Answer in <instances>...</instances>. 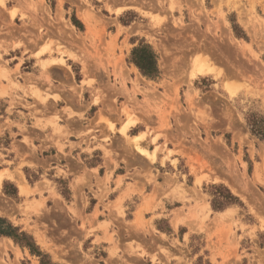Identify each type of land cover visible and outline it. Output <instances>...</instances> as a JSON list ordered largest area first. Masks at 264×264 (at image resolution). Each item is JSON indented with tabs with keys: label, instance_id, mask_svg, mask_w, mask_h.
I'll return each mask as SVG.
<instances>
[{
	"label": "rangeland",
	"instance_id": "374dc122",
	"mask_svg": "<svg viewBox=\"0 0 264 264\" xmlns=\"http://www.w3.org/2000/svg\"><path fill=\"white\" fill-rule=\"evenodd\" d=\"M10 1L0 0V98L9 97L15 114L28 109L41 130L51 127V142L72 161L79 144L65 155L59 139L81 128L90 154L74 151L88 177L74 193L68 178L36 161L55 151L34 143L28 124L0 118V227L42 254L0 235V264H264V0H23L24 10ZM85 11L94 15L89 26ZM52 31L66 42H43ZM140 45L156 55L155 79L130 61ZM205 59L221 75L193 78ZM35 62L50 85L53 66L65 69L60 80L72 78L73 98L91 106L78 122L61 126L53 106L42 124L51 97L24 83ZM102 124L112 137L96 136ZM88 136L103 144L91 147ZM113 155L125 175H114ZM104 159L107 172L92 185L97 172L89 169Z\"/></svg>",
	"mask_w": 264,
	"mask_h": 264
},
{
	"label": "crops",
	"instance_id": "0c3cea01",
	"mask_svg": "<svg viewBox=\"0 0 264 264\" xmlns=\"http://www.w3.org/2000/svg\"><path fill=\"white\" fill-rule=\"evenodd\" d=\"M10 2H13L12 6L17 5L18 9L21 8L22 10H24V7L27 5L25 3V1H23V0H19V1H17V0L13 1L12 0ZM41 4H43L42 1H41ZM27 11H28V9H27ZM82 14L85 15L86 11L83 12ZM16 19L21 20V13H18V15L16 16ZM82 20H84L83 17H82ZM24 23L33 24V21L25 20ZM85 24H86V22H85ZM87 26H89V25L87 24ZM46 34H47V36L44 37L43 42H46V40H48L49 37H50L49 39L53 38V39H55L57 41L59 39L62 40V45H63V43L66 42L64 40V38L59 36L58 33H56L55 31H52V33H46ZM12 37L13 38H18V39L21 38L20 35H18V34H13ZM1 38L2 37L0 36V39ZM9 38L10 37L8 36L7 39H9ZM26 44H27V46L30 49L34 47V45L31 44L30 41H27ZM67 45H69V44H67ZM17 49L21 50L23 48L19 47ZM17 49H15V50L13 49L12 51L16 52ZM12 51L10 50L8 52V54L11 55V57H12L11 59H14L15 57H13ZM36 52L37 51H34V53H36ZM67 52H70V55H74V56L80 57V55L77 54L76 52L75 53L73 51H67ZM46 56H47V54L44 55L43 57H46ZM46 59L47 58H44V60H46ZM53 59H55V58H53ZM71 59H73V58H71ZM26 60L32 61L30 59L25 58L24 62ZM60 60H63V59H59L60 64H63V61L65 60V58H64L63 61H60ZM75 60H77V59H75ZM65 62H66V60H65ZM51 70L54 72V77L56 78V80L53 81L52 85H50L45 80L44 75L46 77V74L43 73L44 72L43 70H41L40 68L36 67V62H35L34 67H33V71L31 73L33 75V77L24 79L25 80L24 83L28 87L27 91L30 92L31 91V87L34 86L33 83H37L39 86H41L42 91L44 93L48 94L51 97L50 102L52 103V108H46L44 106H41L42 107L41 108V111H42V117L41 118L44 119L42 124H45L48 119L53 117V112H54L53 106H54L56 111L61 112V115L64 116V119H63V121L61 122L60 125L61 126H68L70 124L73 125L75 122L79 121V118H80L79 114L84 115V113H86V111L91 106L85 107L84 104L80 100H78L77 98H73L72 93H71V86L73 84L72 78L70 79L68 84H67L66 81L60 80V78H62V79L65 78V74H64V70L65 69H63L62 67L53 66V67H51ZM60 71H63V72L60 73ZM40 78L41 79L43 78V80L42 81L38 80ZM19 82L22 84L23 80L22 81L19 80ZM84 90H87V89L85 88ZM54 95H60L62 98H60L59 100L56 101V100H54L52 98ZM30 98L33 99V103L34 102L37 103L36 99H34L33 97H30ZM2 102L5 103V104L3 105V109H0V118H3L4 122L6 121V119H9L14 124H19V125H23L25 123L28 124V126L30 128V131H31V134L36 136L34 143H36V141H41L42 143L44 142V144H43V150L44 151H49L51 149H53L55 151V152H51L50 155L43 156L42 158L40 157V154H38L36 161L40 162V164H41V166L43 168L45 167L46 169L53 170L54 175L62 176L63 178H68L70 185L74 189V193H75V190H78V189H80V190L83 189L85 191L87 189V185H84L83 182L85 180H88L87 179L88 178L87 177V173H86V170L84 169V167L79 164L78 157H76L74 155V151L80 157H82L83 155L90 154V153H88V151H84L85 150V146H84L83 142L85 141L86 137H84V136H80L79 137L78 136V134L82 131V129L81 128L80 129L75 128L76 131L71 130L72 133H70L68 141L65 138L59 139L60 143H64L66 145V149L64 151L65 155L71 153L70 152V147L68 145L69 143L79 144V146L75 147V150L72 152V156L75 159V161H72L69 158L64 157L63 155H61V152L59 151V149H57L55 143L51 142L52 139H54L55 141L58 140V138L54 137V134H53V131H52L51 127H47L44 130H41V128L39 126L37 127L36 126L37 121L35 119H33L32 115H29V110L28 109H27V111L20 110V112L23 113V116L13 113V111L16 112V110H12L11 111L9 97L8 98L7 97H1L0 98V104H2ZM38 106H40V103H38ZM97 108L98 109H104L105 107H104V105L102 103V104H97ZM67 109L71 110L70 114H69V111ZM10 114H13V116H11ZM35 118L40 119V117H35ZM96 122H98V120H96ZM126 128L127 127H123V131H125ZM39 130L42 131V132H40ZM96 132H97L96 136H101L102 134H105V135H110L112 137V133L109 131L108 126H105L104 124H102L100 126V129L97 128ZM17 134L19 135V137H21L18 140L20 142L21 148L22 149H26L27 147L23 144L25 134L22 131L18 132ZM38 136H40V137H38ZM138 136H140V135L133 136V140L136 139ZM92 137L93 136H88L87 137L89 139V141L92 142L91 147L99 148L97 145H100V144H103V143H100L99 141L95 142L93 139H91ZM150 154H152V153H150ZM57 157H60L59 160L57 159ZM104 158H105V155H104ZM81 159L82 158H80V161H81ZM112 159H113V161H116L118 163V167H115L114 164H111L112 165L111 168L114 169L113 170L114 171V175L116 177L125 175V172L118 173V168L122 169V170L124 169L122 158H120V157L118 158L116 155H113ZM146 162L147 161L142 162V164L145 167H148V164ZM83 165H84V163H83ZM100 169H103L104 172L105 171L107 172V167L105 165V159H104V165H102V166H92L89 169V171L95 170L97 172V175H95V173L94 174L92 173L89 176V180H90V183L92 185H95V183L97 181V176L102 178L103 175L101 174ZM114 179H116V178L114 177ZM16 180L18 181V186L22 182L24 184V186L27 189H29L27 184L24 182L23 178L17 177ZM19 191H20V189H19Z\"/></svg>",
	"mask_w": 264,
	"mask_h": 264
},
{
	"label": "trees",
	"instance_id": "16d2710c",
	"mask_svg": "<svg viewBox=\"0 0 264 264\" xmlns=\"http://www.w3.org/2000/svg\"><path fill=\"white\" fill-rule=\"evenodd\" d=\"M130 61L136 65V67L140 70V72L148 78L155 79L158 77V67H157V59L156 55L153 52V50L147 46V45H140L133 49L131 54ZM229 204L227 202L223 203V205ZM6 221L3 219H0V224H5ZM0 235L12 237L17 243L30 247L32 253H37L39 256H42L41 253L35 251L33 247L27 243L22 241V237L13 231L12 227L10 226H4L0 227ZM21 236H24L21 235ZM41 264H47L46 261L42 260Z\"/></svg>",
	"mask_w": 264,
	"mask_h": 264
},
{
	"label": "bare ground",
	"instance_id": "6f19581e",
	"mask_svg": "<svg viewBox=\"0 0 264 264\" xmlns=\"http://www.w3.org/2000/svg\"><path fill=\"white\" fill-rule=\"evenodd\" d=\"M117 13H119V11L117 10ZM94 18V15L88 11H86V16H85V22L87 24H89L91 22V20ZM247 18V17H246ZM245 21V20H244ZM246 23V22H245ZM215 64V63H214ZM213 62L210 61L209 59H205V60H201L200 62H198V64H196L195 66V71H193L192 73V77L196 78L197 76H202V75H210V74H217V75H221L220 70L217 69L216 66H214ZM136 69V68H135ZM137 70V69H136ZM138 71V70H137ZM224 77L227 75L226 73L222 74ZM228 76V75H227ZM230 83V81L228 82ZM233 84V83H232ZM226 89L228 90V92L230 94H235V86L225 84ZM143 138V134L138 136L136 139H134V142L138 143L141 139ZM137 146V144H136ZM138 147V146H137ZM141 151V154L143 153L144 155H147L148 157H151L152 160L155 159V156L153 154H150L149 152H147L145 149L138 147ZM264 153V151H263ZM263 164V163H262ZM263 166V165H262ZM261 166V167H262ZM263 168V167H262ZM257 170V169H256ZM259 175V174H258ZM2 181L0 178V187H1ZM19 189L21 194H28V189L24 186V184L21 182L19 185ZM235 190V189H234ZM237 191V190H236ZM57 256V255H56Z\"/></svg>",
	"mask_w": 264,
	"mask_h": 264
}]
</instances>
